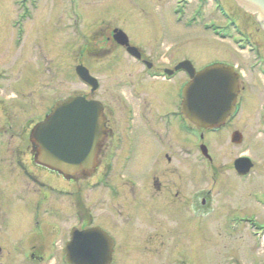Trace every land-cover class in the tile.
I'll return each mask as SVG.
<instances>
[{"label":"flooded vegetation","instance_id":"flooded-vegetation-1","mask_svg":"<svg viewBox=\"0 0 264 264\" xmlns=\"http://www.w3.org/2000/svg\"><path fill=\"white\" fill-rule=\"evenodd\" d=\"M40 1L31 0L29 8L24 10L27 2L12 0L16 9L13 17L16 43L23 39L22 20L32 18ZM66 3L70 4V0ZM239 11L244 20L254 23L250 16ZM89 14L95 16L98 11ZM231 18L228 41L237 53L235 57L241 61L216 60L233 68L238 76V91L233 112L222 126L210 131L227 132L225 145L238 150L229 167L235 178L247 181L253 169L262 168V165L264 168V31L258 26L251 31L249 26L240 25V17L235 14L231 13ZM113 29L109 36L103 37L102 51L108 44L106 42L112 40ZM129 43L137 48L139 57H131L124 47L114 43L128 59L106 60L95 75L96 90L83 94L87 99H94L99 106L100 138L96 144L93 168L68 178L38 164L37 146L30 141V132L40 120L27 119V123L19 126L6 120L18 111L34 110L28 105L32 95L23 88L34 83L37 71L32 68L24 85L14 87V81H10L13 75L8 74L4 67L0 70V89L7 81H10L9 87L11 84L14 88L8 94L0 95V264H66L65 249L70 243L72 229L87 231L92 228H99L107 242L105 246L103 243L97 246L91 237L89 243L83 245L84 252L91 248H104L105 251L103 249L95 256L108 258V264H125L126 260H130L129 264H197L185 256L182 249L174 256H167L173 252L161 250L166 242L176 246L183 237V209L190 220L199 215L197 196L191 191L184 198L182 187L185 179L178 175L184 166L193 178L191 169L197 167L200 134L182 113V88L188 77L178 64L184 59L173 58L163 63L158 58L160 49L155 48L152 52L154 49L145 50L131 40ZM85 54L91 55L92 51L84 49L80 53ZM242 55L246 57L242 59ZM20 58L18 61L23 60ZM127 63L137 72L120 78V72L124 73ZM102 73L114 77V91H100ZM120 88L127 89L120 91ZM11 95L15 96L14 99ZM7 145L12 147L8 149L9 159L2 154ZM250 149L254 150V155L248 152ZM183 156L189 161L182 165ZM240 156L253 160L252 168L244 176L237 175L233 167L234 160ZM6 162L10 169L9 177L6 175ZM13 166L21 176L14 172ZM259 173L264 182V171ZM42 177L47 179L43 181ZM20 178L35 187L34 194L16 188ZM53 179L60 186L52 184ZM77 183L79 187H75ZM263 186L264 183L258 190L264 194ZM84 189L89 191L90 197L82 195ZM54 198L63 199L66 203L57 207L47 204ZM12 209L15 214L11 213ZM61 217L63 221L74 217L77 223L66 224L63 228L64 222L59 224L57 221ZM162 219L174 226L171 236L165 240L150 234L149 229L155 224L160 226ZM251 219L256 220L255 217ZM10 220H13L12 226L9 225ZM125 235L127 239L124 240ZM155 243L160 245L151 251Z\"/></svg>","mask_w":264,"mask_h":264},{"label":"rangeland","instance_id":"rangeland-1","mask_svg":"<svg viewBox=\"0 0 264 264\" xmlns=\"http://www.w3.org/2000/svg\"><path fill=\"white\" fill-rule=\"evenodd\" d=\"M21 1L28 3H25L24 10L31 5V0ZM73 1L70 0L69 4L66 0H41L32 18L22 20L23 39L16 43L13 23L16 9L12 0H0V70L4 67L8 74L13 75L10 81H14V87L24 85L32 68L37 71L34 83L23 88L27 90V94L32 95L28 99V105L34 110L26 113L18 111L19 114L16 112L6 118L7 123L11 122L19 126L21 123H27V119H32L34 122L42 120L43 114L55 100L89 92L85 91L84 86L73 73L76 65L82 64L95 76L109 58L128 59L111 39L106 42L108 44H105L107 46L102 51L105 40L103 37L109 36L113 28L123 30L131 42L140 48L148 51L154 49L152 52L160 49L158 58L163 63L182 57L192 60L196 68H201L215 59L241 61L240 58L235 57L237 53L233 45L228 40L222 39L223 35L227 36L231 33L227 26L231 13L240 17L238 20L240 25L246 28L249 26L248 29L251 31L256 27L252 21L244 20L245 18L231 0H221L226 17L211 2L213 0H210L209 8L206 7L202 12L193 11V7L200 4L196 0H181L182 3L187 1L184 3V9L180 3L175 5L177 0ZM65 11L69 13H63ZM95 11H98L95 16L89 14ZM31 37L33 40L30 41ZM101 38L104 40L100 41ZM157 43H162L164 46L161 48L165 47V49L158 48L162 44L158 46ZM84 49L91 50L92 54L80 55ZM163 53L165 55H162ZM20 57L23 60L18 61ZM245 57L246 55H242V59ZM127 66L124 73L120 72V76H117L121 78L129 73L134 75V71L137 72L136 69L129 68L130 63H127ZM10 81L3 83L4 87L0 89V95L13 91L11 84L10 87L8 85ZM101 81L100 91L112 92L115 87L114 77L111 74L102 73ZM126 89L120 88V91ZM98 94L99 92H96V95ZM146 95L149 94L146 93ZM11 97L14 99L15 96L11 95ZM226 133L225 130H221L217 134H205L202 140H198V143H204L209 147V154L210 148L212 149L215 155L213 164L198 153L197 167L191 169L193 178L184 166L181 174L177 171L178 175L185 179L182 187L184 198L191 191L197 196L199 215L198 218L190 220L185 214V209L182 210L183 237L176 246L170 242L165 243V248L163 245L162 251L173 252L167 256H174L178 250L182 249L183 254L188 255V258L197 264H264V221L254 220L256 225L262 228L260 230L242 223L246 218L257 216L264 220V210L261 209L264 205V195L258 190L264 183L259 173L264 171V168L262 165L263 169L260 167L253 169L247 181H239L235 178L229 166L238 150L225 145ZM184 141H186L185 138ZM8 149L11 150L12 147L7 145L3 148L2 154L9 159ZM248 152L255 154L252 149ZM182 160V165L186 160L189 161L184 156ZM5 170L9 177L8 163ZM13 170L18 174L15 167ZM42 178L43 181L47 179ZM51 181L55 186H60L57 180ZM74 185L80 186L79 183ZM7 188L11 187L7 185ZM16 188L30 194H34L35 191V187L23 178L19 179ZM71 189H74L73 185ZM82 195L90 197L86 189L82 190ZM54 199L52 203L47 204L57 207L66 203L63 199ZM13 212L15 214L14 209L11 210V213ZM57 221L59 224L64 222L63 228L66 224L76 225L77 223L74 217L65 221L61 217ZM169 224H171L169 221L162 219L160 226L155 224L149 227L150 234L167 239L174 231V226ZM9 225H13V220H10ZM253 231L256 233L251 235ZM158 245L160 244L155 243L150 250L153 251ZM129 262L130 260H126L125 264Z\"/></svg>","mask_w":264,"mask_h":264},{"label":"water","instance_id":"water-1","mask_svg":"<svg viewBox=\"0 0 264 264\" xmlns=\"http://www.w3.org/2000/svg\"><path fill=\"white\" fill-rule=\"evenodd\" d=\"M245 12L254 16L264 31V0H233ZM114 40L127 44L119 30ZM135 50L128 47V51ZM183 68L190 81L183 88V113L195 125L203 128L220 124L229 113L236 93V77L220 64L207 66L195 72L189 62ZM78 77L95 89L94 79L82 66L76 67ZM100 119L94 101L70 97L55 103L46 119L34 127L32 141L38 146V163L64 177L89 170L93 166L96 143L100 136ZM204 152V151H203ZM81 233H74L72 250L78 252ZM69 264H104L105 259L68 255Z\"/></svg>","mask_w":264,"mask_h":264}]
</instances>
